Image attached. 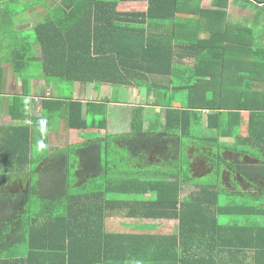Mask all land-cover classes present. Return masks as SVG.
I'll list each match as a JSON object with an SVG mask.
<instances>
[{"label":"trees","instance_id":"trees-1","mask_svg":"<svg viewBox=\"0 0 264 264\" xmlns=\"http://www.w3.org/2000/svg\"><path fill=\"white\" fill-rule=\"evenodd\" d=\"M63 1L77 5L71 10L77 23L49 15L37 23L33 36L0 26V64H11L23 94L34 76L29 68L41 71L59 91L42 99L48 113L41 116L30 114L23 97L15 95L11 117L30 122L0 126L6 136L0 139V164L8 165L0 173V264H245L241 261L247 258L251 263L246 264H264V223L258 219L264 216V199L223 202L225 192H235L217 183L226 165L225 149L264 159V91L255 93L257 103L234 104L239 97L235 89L199 86L213 60L207 51L212 48L215 62L222 61L224 51L206 39L157 33L181 11L182 0H147L145 11L118 10L119 0ZM259 16L264 18V12ZM36 43L39 63L33 60ZM154 74L159 75L153 80ZM76 82L92 83L94 89L103 83L154 87L164 118L158 112L148 120L144 107L138 106L129 131H108L106 103H84L72 93L61 97ZM178 93H184L186 105L175 106ZM223 108L231 111H218ZM240 109L250 111L246 136L240 130ZM57 111L68 128L101 134L39 154L34 125ZM221 136L234 138V143H222ZM189 145L215 164V181L196 182V174H189L184 167ZM14 165L31 168L29 187L4 185ZM246 171L264 175V165ZM186 182L194 185L187 194ZM115 214L176 223L162 232L148 222L138 226L139 232L109 230L108 219ZM221 215L237 219L224 224Z\"/></svg>","mask_w":264,"mask_h":264},{"label":"crops","instance_id":"crops-1","mask_svg":"<svg viewBox=\"0 0 264 264\" xmlns=\"http://www.w3.org/2000/svg\"><path fill=\"white\" fill-rule=\"evenodd\" d=\"M83 4L84 2L80 5V8L85 7ZM180 5L181 11L177 16L173 19L165 20L162 23V27L161 25L158 27L157 30L159 31L157 33L161 32L168 36L171 34L174 36L178 35L186 39L193 37L195 39H206L207 43L213 47L217 44L219 50L223 49L224 51L222 55L223 59L222 61L215 62V57L212 58L213 50L210 47L207 55L213 60L208 63L205 68L206 72L200 77L201 84L199 86L204 88L206 83H213L220 85L221 89H235V93L239 97H234V104H242L244 102L248 104L257 103V94L255 93L264 91V18L259 16V12H264V0H182ZM147 6V0H119L117 9L121 11H145ZM76 7L75 3L63 0H0V26L12 27L13 31L15 30L17 34L25 35L29 33L33 36L37 23L49 15L54 14V20H62L69 24L77 23L79 19L73 14L71 15V10ZM202 9H207L209 12L201 13ZM157 30H154V32ZM213 39L217 43L215 42L214 44ZM217 50L218 48L215 51L220 58L221 55ZM34 51L35 56L33 60L39 63L41 60V48L38 43L34 44ZM4 70L6 71V78L3 80V84H0L1 86L3 85V90H0V126L27 124L30 122L29 119H13L9 113L13 97L16 94H23V84L21 79L11 72V64L9 62L0 64V72ZM9 71L13 74V77L8 76ZM158 75L154 74L152 76L153 80ZM45 80L42 72L39 71L38 74L31 77L28 81V92L23 94V99L25 104L29 106L30 114L36 116L47 114L48 109L42 108V99L44 97H55V95L59 94L58 86L54 83V86H47V80ZM42 84H44L46 90L51 88V92L47 95L40 94L41 96L39 95V97L41 98L35 99L34 97L38 96V94L35 95L34 90L37 87H42ZM13 85L18 86L21 91L9 93L8 89ZM206 87L210 89V86ZM208 91L210 93L212 90ZM70 93L73 94V99H82L84 103L88 101L106 103L107 129L113 133L129 131L131 115L134 108L138 106L144 107L145 114L148 117L152 118L156 113L160 112L164 118L163 111L165 108L158 103V92L156 88L149 85L121 86L118 92H115L114 87L107 83H103L99 89H94L92 83L83 85L80 82H76L72 89H64L61 97H67ZM178 94L180 96H177L175 106L186 105L184 93ZM217 99L224 103L223 96H219ZM226 101L232 103L228 98ZM84 107V113H86L88 107L86 104ZM218 111L228 112L231 110L223 108ZM238 111L241 113L239 117L241 134L246 136L250 111L248 109H240ZM203 115V123H206L207 110H204ZM96 130L92 129L91 133L85 134L83 130L79 131L68 128L65 117L58 111L52 113L47 119L43 117L34 125L35 142L36 144L45 145L43 149L46 148L47 152H54L56 149L65 147L68 144L79 143L89 138L92 139L96 134H101V132H97ZM204 130L208 133L206 129ZM213 131L211 130V133ZM4 133L5 131L0 130V139L2 140L6 137ZM220 141L231 146L234 143V138L221 136ZM252 151L258 152L259 150L252 149ZM188 154L192 159V170L195 172L202 171L201 174L196 173V176L209 172L208 164L211 161L205 160V157H202L203 154L197 146L189 145ZM224 155L226 157V165L223 166V173L217 179L218 184L223 185L227 190H233L239 195H242L240 192H249V188L252 186H255V188L263 186L261 190H264V175L257 172L250 175L246 171H250L254 166L264 165V159L245 154L243 151H235L231 148L225 149ZM198 159L205 164L202 165L200 163L201 166L197 165L199 163ZM158 160L157 158H153L151 161ZM137 165L139 166V163ZM197 166L198 169H195ZM7 168L8 165L0 164V173L4 172ZM238 168L242 170V173H248L250 178H248V175L235 172ZM10 169H12L10 177L3 182L4 185L11 186L12 184V186L19 189H25L30 186L32 183L30 179L31 168L27 167L23 169L14 165ZM233 169L235 170L233 171ZM84 179L86 180L85 177L80 178L78 182H83ZM213 181L215 180L213 179L211 182ZM236 186L241 188L235 189L234 187ZM188 187L192 191L194 185L189 183L186 188ZM132 219L158 220L129 217L126 214H115L109 217V224L111 221H114L111 227L109 226V230L124 228V231L127 232H139L138 226L147 223L146 221L132 222ZM165 220L168 221L169 219H160V221ZM169 221L176 223L175 220ZM155 224H157L156 230L162 232L157 229L162 223L157 222ZM241 262L245 264L251 263V259L247 258Z\"/></svg>","mask_w":264,"mask_h":264},{"label":"rangeland","instance_id":"rangeland-1","mask_svg":"<svg viewBox=\"0 0 264 264\" xmlns=\"http://www.w3.org/2000/svg\"><path fill=\"white\" fill-rule=\"evenodd\" d=\"M32 67H33V65H32ZM29 71H30V73L32 71V73H33V74L31 73L32 75H36L39 72V70L33 69V68H29ZM11 72H13L12 69H11ZM11 72L9 71L8 76L13 77L12 76L13 74ZM5 78H6V71L4 70V71L0 72V84H3V80ZM46 84H47V86L48 85H51V86L53 85L54 86L53 82L46 81ZM22 87H23V85H22ZM112 87H114L115 92H118L119 88H121V86H115V85H112ZM49 89L46 90V88H44V84H42V87H37L34 90L35 95L38 94V96H36L34 98L35 99H40L41 98V97H39L40 94H42V95L49 94L51 92V88H49ZM0 90H3V85L2 86L0 85ZM23 90H24V88H23ZM8 91H9V93H13V92H20L21 90H20V88L18 86L13 85L12 87H9ZM16 95H19V94H16ZM20 96L22 98L24 95L23 94L22 95L20 94ZM177 96L179 97L180 94H178ZM147 119L149 120L150 118L147 117ZM91 131H92L91 128L85 129V131L83 129V132L85 134L86 133L89 134V133H91ZM36 145H37V146H35L36 152H39V154H42V155H47L48 152H47L46 148L43 149V147H45V145L40 144V143H38ZM49 154H51V153H49ZM186 155L188 157L187 158L188 161L185 162L184 167L187 168V170L189 171V174L194 175V172L195 171L191 169V161H192V159L189 157V154L186 153ZM202 157H204V155H202ZM198 160H199L198 161L199 163L197 165L201 166L200 163L202 165L205 164V163L203 164V161H201L200 159H198ZM211 165H214L215 166V164L209 162V164H208L209 172H207L206 174L200 175V176H196L195 175V181L196 182H201V183L202 182H207V183H210L214 179V177H212L213 175H211V174L215 173V171H214L215 169ZM33 166L35 167V165H33ZM195 169H198V166L195 167ZM207 169H203V170H207ZM196 173L197 174H201L202 171L201 172H197L196 171L195 174ZM188 185H189V183H185L184 184L183 191L185 192V194H187L190 191V189H191L190 187L186 188ZM11 186H12V184H11ZM252 187L249 188L250 189L249 190V193H245L244 195H239L238 193L237 194L236 193H233V194H231V193L230 194L229 193H225V194L222 195V198L221 199H222L223 202H228L230 199H233V198H237L239 200H247V202H255L253 200L255 198H261V199L263 198L264 199V190L263 191L261 190L263 188V186L261 188H259L258 186H257L258 188H255V186L253 188ZM16 188H18V187H16ZM240 188L241 187H239L238 189H240ZM219 219H220V222L221 223L226 224V223H230L233 220L237 219V217L235 215H232V216H229V215H221ZM238 219L244 220V218H239V217H238ZM258 219H259V222L261 224L264 223V216H259ZM144 221L149 222V223H152V222H154V223L161 222L162 224L160 226H158V228H157L160 231H171V229L175 225V222L174 221H169V220L168 221H166V220L165 221H160V220L153 221V220H144V219H141V220L140 219H132V222H144ZM113 222L114 221H111L110 224H109V219H108L107 227L108 228H109V226L111 227V225H112Z\"/></svg>","mask_w":264,"mask_h":264}]
</instances>
